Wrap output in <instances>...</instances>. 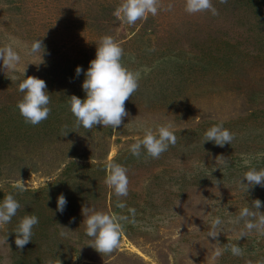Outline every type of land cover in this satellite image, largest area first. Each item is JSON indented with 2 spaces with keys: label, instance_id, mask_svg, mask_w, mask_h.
Wrapping results in <instances>:
<instances>
[{
  "label": "rangeland",
  "instance_id": "374dc122",
  "mask_svg": "<svg viewBox=\"0 0 264 264\" xmlns=\"http://www.w3.org/2000/svg\"><path fill=\"white\" fill-rule=\"evenodd\" d=\"M120 2L0 0V46L12 44L22 58L15 72L0 71V199L12 193L21 204L0 226V264H264V233L240 239L237 219L257 198L264 212V187L247 192L238 183L250 167L264 168V0H212L216 16L186 12V0H158L155 16L132 25L113 15ZM104 35L122 47V63L140 72L139 86L117 129H86L77 126L69 99L84 97L85 77L75 69L87 70ZM36 38L45 52L26 55ZM24 72L44 79L50 97L49 116L37 125L17 108ZM221 121L234 135L231 144L204 143L205 131ZM166 122L174 125L175 145L159 158L130 153L145 127ZM220 155L230 163H216ZM109 162L128 169L126 197L105 184ZM61 193L63 213L56 211ZM84 207L128 217L117 249L100 253L89 245ZM31 214L39 223L18 249L13 231ZM216 216L223 225L213 239L207 232ZM232 244L241 255L231 253Z\"/></svg>",
  "mask_w": 264,
  "mask_h": 264
},
{
  "label": "clouds",
  "instance_id": "9594fccd",
  "mask_svg": "<svg viewBox=\"0 0 264 264\" xmlns=\"http://www.w3.org/2000/svg\"><path fill=\"white\" fill-rule=\"evenodd\" d=\"M219 2L223 4L227 3V0H219ZM171 8L172 5L169 4L168 10ZM185 11L190 14L203 11H209L213 16L219 14L217 8L213 6L212 0H186ZM157 12L158 0H121L114 9L113 15L132 25L147 14L155 16ZM96 45L95 58L90 60L87 70L79 65L75 69L77 77L81 73L85 77L82 82V90L85 95L83 98L75 94L71 95L70 110L76 118L77 126L92 129L97 125H102L103 127L110 126L115 130L122 124L123 118L128 116L125 101L137 90L140 72L131 70L122 63L123 49L111 35L102 36ZM44 52L45 46L42 39L36 38L26 49L25 54L35 56L42 55ZM21 59V55L12 44L0 46V71L15 72ZM24 77L18 85V90L23 93V96L17 102V108L25 123L37 125L46 120L51 111L46 81L36 76L26 77L25 72ZM204 137V143L212 142L223 147L225 144H231L234 135L224 127L223 121H221L209 127L205 131ZM176 140L174 125L170 122L161 123L157 124L155 128L145 127L142 138L131 143L129 151L137 158L142 153L152 158H159L170 145H175ZM216 161V163L224 165L230 163L229 158L223 155L217 156ZM238 183L244 186L247 192L256 186L264 187V168L250 167L239 178ZM105 184L114 191L117 197H126L129 190L127 167L118 162H109L106 165ZM14 186L20 192L26 190L24 183H15ZM56 203V211L63 213L67 205L65 195L61 193L57 197ZM250 204V207L241 208L237 217L238 220L243 221L240 239L246 237L252 230L264 233V212L260 211L262 201L257 198ZM20 207V202L12 193H8L3 199H0V226L9 223ZM116 207L124 209L126 204L118 200ZM82 211L85 217L83 222L86 226V235L93 240L89 245L100 253H111L117 249L122 235L121 222L126 221L128 217L88 207H84ZM128 211L133 215L135 213L133 208H129ZM38 223L39 218L35 214L24 215L20 218L13 231L16 233L15 244L18 249H23L32 240L33 228ZM222 225L223 220L220 216H216L208 229V237L216 239L222 232ZM60 235L64 236L66 233L61 232ZM230 251L235 256L242 254L239 244H232ZM216 254L220 255V252L217 250ZM48 264H53V262L49 261Z\"/></svg>",
  "mask_w": 264,
  "mask_h": 264
}]
</instances>
